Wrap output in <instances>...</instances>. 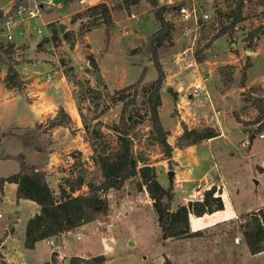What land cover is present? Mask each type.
<instances>
[{
	"label": "rangeland",
	"instance_id": "374dc122",
	"mask_svg": "<svg viewBox=\"0 0 264 264\" xmlns=\"http://www.w3.org/2000/svg\"><path fill=\"white\" fill-rule=\"evenodd\" d=\"M16 1L0 0V13L4 19L11 15ZM35 1L43 5L41 14L22 23L27 36L16 37L18 45L28 40L24 44L25 50L17 53V69L24 80L23 90H12L10 93L2 82V77L5 78L7 73L6 66L1 68L4 74L0 72V156L22 153L30 165L46 162L50 167L46 180L59 195V185L64 184L65 179L83 176L86 183L101 182L92 161L93 149L83 121L92 132L101 134L98 143L108 144L111 149L117 147L114 127L120 122L122 104L114 102L111 96L143 77L144 85H150L157 79L154 60L146 52V43L159 27L153 19V7L146 0L129 9L121 6L123 0H96V5L104 3L109 7L114 22L107 46L105 26L93 27L94 18L88 17L86 11L91 7L79 5L78 0L70 4L60 3L59 0ZM199 1L208 8H214L211 13L215 20L204 28L202 38L211 39V44L200 55L201 63L193 71H178L171 66L170 59L179 48V29L173 22L176 13L170 12L166 16L175 32L173 45L167 44L158 51L159 63L165 75L160 121L163 128L170 132L168 143L173 147V153L178 148L176 141L183 133L179 136L177 132L184 127H212L220 136L198 144L192 153L199 160L198 164L195 166L191 162L186 167L187 162H184L181 169L173 161L162 164L166 161L163 149L155 143L151 125L146 121L137 128L133 151L156 168L158 180L165 188L172 186L177 204L190 201L192 185L194 188L200 185L201 190L209 186L203 179L204 175L209 182L218 181L221 179L218 176H221L219 186L221 189L223 186L224 210L210 217H190L191 231H200L202 236L165 242L156 222L152 201L145 191L137 189L136 180L132 179L121 190L108 193L109 212L99 220L100 224L96 223L85 230L81 240H77L75 235L69 237L67 256L84 250L105 255L108 259L105 264H164L167 259L171 264H264V253L255 256L249 254L240 230L242 214L264 209V173L258 168L264 163V138H259L264 130L257 131L255 120L260 114L253 105L264 96V30L255 35L263 23L261 12L264 0H246L244 21L217 40L213 38L219 29L230 23L221 18L220 13L229 14L235 0ZM166 2H159V5L172 7L179 4L175 1L168 6ZM215 9L216 16L213 14ZM50 22L59 31L62 28L68 32L70 40L63 39L59 44L33 50V45L50 37L47 27ZM81 27L84 31L88 28L91 30L81 33ZM38 30L42 31L41 36L37 35ZM0 41H4L1 36ZM72 41L74 46H71ZM89 57L96 61L102 83H97L96 77L88 72L87 69L91 68L88 66ZM63 60L66 64L64 67ZM40 61L41 64L38 63ZM70 68L74 70L70 76L72 82L90 81V95L64 77V71L70 72ZM209 69L213 72L211 76L207 73ZM199 73L209 79V98L205 92L197 97L188 95L189 84ZM47 74L51 75L50 81H47ZM55 74L63 76L65 80L54 89V85L61 80ZM174 94L177 95L176 101ZM16 95L23 99L16 98ZM146 100L147 96L139 93L134 107L140 115L147 112ZM44 107L50 109L46 112L50 114L28 126L32 123L31 111H34L30 109H46ZM178 107L183 108L178 110ZM51 109L55 110L53 116ZM61 110L63 113L60 117L65 126L50 129L48 124ZM238 117L242 123H238ZM11 132L15 136H11ZM252 133H256L254 139ZM24 141L31 142L32 146L24 147ZM35 147L41 151H36ZM188 168H192L195 182L174 189L182 178L180 171ZM19 170L17 161L0 159L1 178L16 174ZM170 171L174 172L172 180ZM56 173L58 176L54 177ZM6 191V197L0 194V240H3L0 252L4 256V259L0 258V264L49 263L50 246L39 244L34 250L24 247L25 226L37 204L18 201L16 190L8 188ZM78 193L88 194L89 189L83 187ZM211 219L222 222L211 229L208 228ZM108 224L112 228L106 233L105 226ZM92 228H98L97 232L92 233ZM238 237L241 238L240 244H234Z\"/></svg>",
	"mask_w": 264,
	"mask_h": 264
},
{
	"label": "trees",
	"instance_id": "16d2710c",
	"mask_svg": "<svg viewBox=\"0 0 264 264\" xmlns=\"http://www.w3.org/2000/svg\"><path fill=\"white\" fill-rule=\"evenodd\" d=\"M59 1L63 4L73 2V0ZM141 1L123 0L121 6L129 9L131 6L138 5ZM146 1L153 7V19L159 27L146 43V52H149L154 60V66L158 74L157 79L150 85H144L143 77L137 83L116 91L115 95L111 96L114 102L122 104L120 122L114 127V132L117 136V147L115 149H111L108 144L98 143L101 134L97 131L92 132L87 123L83 121L93 149L92 161L98 169L101 182L86 183L83 176L76 179H65L64 184L59 185V195H57L47 182L46 173L39 167L28 164L24 154L0 156L1 160L17 161L20 167L18 173L9 177H0V194H4L6 184H15L17 185L16 198L18 201L28 200L40 207V212L31 217L26 224L25 249L32 250L35 248L37 242L55 238L106 217L109 212L108 193L110 191L121 190L132 179L136 180L137 189L145 191L152 201V208L156 214V222L161 231L162 239L165 242L168 240H184L202 236L200 231H191L190 216L200 218L224 210L225 208L222 192L216 186L205 190L200 199L190 200L187 204H177L172 186L165 188L158 180L156 168L135 155L133 151L134 135L136 136L137 128L140 124L148 121L155 135V143L162 147L165 160L172 163L174 149L168 143L170 132L163 128L160 121V108L162 106L161 91L165 86V75L159 63L158 51L167 44L173 45L175 28L172 22L166 19V16L170 12H174L175 14L179 9V5L166 7L165 5H159V0ZM245 7L246 0H235L229 14L220 13L222 14L220 17L230 23L223 26L213 40L227 35L229 31H233L237 25L244 21ZM86 12L88 13V17L94 18V21H92L93 27L105 26V43L108 46L114 27L111 10L106 4L101 3L87 9ZM261 15L263 23L256 30L255 35L264 30V4ZM3 17L0 13V22L4 20ZM47 27L50 37H46L38 43L35 50L39 51L49 44H59L63 39L70 40V35L68 32L62 30V28L59 31L52 23ZM90 30L88 28L87 31H84L83 27L80 29L81 33L89 32ZM229 36L232 37V34L230 33ZM252 36L254 35L252 34ZM73 43L72 41L71 46L75 45ZM25 48L26 45L24 44L16 45L0 41V72L2 66H6L7 73L4 78V84L8 90H17L19 92L23 90L24 80H22L17 70V53L19 50H25ZM89 59L91 68L87 69L88 72H91V75L96 77L97 83L99 81L102 83V77L99 75V67L96 61L92 57H89ZM62 66H66L64 60L62 61ZM69 70L70 72L68 70L64 71V77L67 81L72 82L70 76L74 70L73 68ZM221 74L224 76L223 72ZM76 82H72L75 87L80 86L81 89L85 90V94L90 95L92 88L89 80H78ZM104 87L106 88L105 84ZM139 93L147 96V112L145 115L138 114L134 107ZM173 98L176 101L177 95L174 94ZM253 105L260 114L255 120V124L258 125L257 131L262 132L264 130V96L257 99ZM62 113L63 110L50 121L48 124L50 129L65 126L64 121L60 117ZM237 120L238 123H242L239 117ZM9 134L15 136L12 132ZM219 136L220 133L212 127L204 129L184 127L182 135L176 141V145L179 149H183L197 146L204 141L212 140ZM251 136L255 137L256 133H252ZM16 137L21 138L18 135ZM23 145L27 148L32 146L29 141H24ZM35 150L41 151L38 147H35ZM258 168L260 172L264 173V166H259ZM83 187L89 189L88 194L78 193ZM174 205H176L175 208ZM240 230L251 256L264 253L263 208L258 211L242 214ZM2 243L3 240H0V248ZM0 258L4 259L1 252ZM107 260L105 255L89 256L86 258L72 256L69 258L67 264H105ZM47 264H57V253H52L51 260ZM164 264L171 263L167 259Z\"/></svg>",
	"mask_w": 264,
	"mask_h": 264
},
{
	"label": "built area",
	"instance_id": "2783aa9c",
	"mask_svg": "<svg viewBox=\"0 0 264 264\" xmlns=\"http://www.w3.org/2000/svg\"><path fill=\"white\" fill-rule=\"evenodd\" d=\"M212 3L213 0H207ZM79 5L93 7L96 4V0H78ZM247 4V1H246ZM179 9L176 12L175 20L173 21L178 26L179 32L177 37L178 50L173 53L171 57V66L175 70L190 71L197 69L201 63L200 55L203 54L211 44V39L204 40L202 33L207 23H210L213 18L211 11L214 8H208L207 5L199 0H183L179 4ZM217 9V8H216ZM216 9L213 14L216 16ZM43 10V5L35 0H19L12 10L11 15H7L0 25V36L4 38V42L17 44L16 37L27 36V33L22 28V23L26 20L38 17ZM218 10V9H217ZM220 31V29H219ZM218 31V32H219ZM33 36V34H29ZM37 35L41 36L42 31L38 30ZM209 64V62L207 63ZM210 76L212 70L207 72ZM51 80V75L47 74V81ZM209 79L204 78L200 73L193 77V81L190 82L188 87V95L197 97L199 94L205 92L207 98L209 94L207 92V83ZM187 98V96H186ZM183 107H178L181 110ZM219 112L216 113L218 116ZM183 130L177 132L180 136ZM260 138H264V134L260 135ZM1 218V215H0ZM105 232H110L112 225L105 226ZM74 231V230H73ZM70 236L76 237L77 240H81L82 235L79 232H68ZM241 238H235L234 243L240 244ZM50 245L52 253H59L61 246L57 244L53 238L46 240Z\"/></svg>",
	"mask_w": 264,
	"mask_h": 264
},
{
	"label": "crops",
	"instance_id": "0c3cea01",
	"mask_svg": "<svg viewBox=\"0 0 264 264\" xmlns=\"http://www.w3.org/2000/svg\"><path fill=\"white\" fill-rule=\"evenodd\" d=\"M175 1H177L178 3H180V2H182L183 0H169V1H164V0H159V2H166V5H171V4H173V2H175ZM52 22V21H51ZM51 22L49 23V24H51ZM48 24V25H49ZM47 25V26H48ZM28 40H26V41H23V43L21 42V43H19V44H27L26 42H27ZM16 45H18V44H16ZM34 46V45H33ZM39 64H41V61L40 62H38ZM18 70V69H17ZM2 74H4L3 72H1ZM55 77H59V78H61V80H59L55 85H54V89L55 88H57V84L58 85H62V82H63V80H65L64 79V77L63 76H61V75H58V74H55ZM4 81V76L2 77V82ZM49 89H52L51 87L49 88ZM9 92L10 93H12V90H9ZM16 98H18V99H23L21 96H19V95H16ZM33 106V108L35 107V105H32ZM44 108H46V107H44ZM30 110H34V111H31V114H32V123L30 124V125H28V126H31L32 124H34V123H36V122H38L43 116H45V115H48V114H50V113H46L47 111H49L50 109L49 108H46V109H43V108H41V109H30ZM72 111V110H71ZM51 115L53 116V114H55V110L54 109H51ZM73 112V111H72ZM73 114V113H72ZM239 125V124H238ZM13 128H17V127H13ZM4 136V135H3ZM253 139L255 138L254 136L252 137ZM260 138V137H259ZM211 140H208V141H205V142H210ZM196 147L197 146H192V147H187V148H183V149H179V148H177V149H175V151H174V153H173V158H172V161L176 164V166L178 167V168H181V169H183L184 168V166H183V163L184 162H187V164H186V167H188L189 165H190V163L191 162H194V164H195V166L198 164V162H199V160L197 159V157H195V156H192V153L195 151V149H196ZM165 162H167V160L166 161H163L162 162V164H165ZM263 165H261V166H264V163H262ZM37 166H39V168L42 170V171H44L45 173L46 172H48L49 171V166H48V164H46V162H44L42 165H40V164H37ZM180 173H181V175H182V178H180L179 180H178V183L175 185V187H174V189H177L178 187L179 188H181L183 185H189L190 183H194L195 181L193 180V178H192V174H193V170H192V168H188V169H184L183 171H180ZM48 175H49V173H48ZM58 176V174L56 173L55 175H54V177H57ZM218 177H220L221 179L220 180H218V181H212V182H209V181H207L206 180V176L204 175L203 176V179H205V183L207 184H209V186L207 187V188H205L204 190H201V188L202 187H200V185H198L197 184V188H194V185H192V187H191V199H189V200H196V199H200L201 197H202V195H203V192L205 191V190H207V189H209L210 187H212V186H216L217 188H219L220 190H222L221 192H222V195H223V186H222V189L220 188V186H219V182L220 183H222V177L221 176H218ZM177 178H179V174H177ZM46 179H47V175H46ZM207 181V182H206ZM218 183V184H217ZM217 184V185H216ZM220 185H222V184H220ZM10 189V190H12V191H14V190H16L17 191V185H15V184H6L5 185V187H4V195H5V197H6V193H7V189ZM174 193H175V190H174ZM3 196V195H2ZM222 198H223V196H222ZM24 201H28V200H24ZM184 201H186V200H184ZM21 202V201H20ZM29 203H33V202H31V201H28ZM37 207L35 208L34 207V212H32V216L31 217H33L34 215H36V214H38L39 212H40V207L38 206V205H36ZM216 213V212H215ZM215 213H213V214H211V215H205V216H212V215H214ZM191 217V216H190ZM190 220H191V218H190ZM219 222H222V221H214V220H212L211 219V223L208 225V228H211V229H215L216 228V226H217V224H219ZM100 224V222L99 221H95V222H92V223H89V224H86V225H83V226H81V227H79V228H77L76 229V232H79V233H81V235H82V237L83 236H85V233H84V231L85 230H87V229H89V228H91V227H93V226H95V224ZM191 223V222H190ZM27 224V223H26ZM25 228H26V226H25ZM191 228V227H190ZM97 230H98V228H92V229H90V231L92 232V233H96L97 232ZM25 235V234H24ZM69 237H71L68 233H66V234H61V235H59V236H57V237H55V238H53V240L57 243V244H59L60 246H61V249H60V251H59V253H57V260H58V264H66L67 263V260L70 258V257H72V256H79V257H89V256H96V254H93V253H91V252H89V251H84V250H81V252L80 253H78V254H73V255H71V256H67L65 253H66V249H68L69 248V241H68V239H69ZM112 239V241L114 240L113 238H111ZM110 239V240H111ZM39 244H46L47 246H50V245H48L47 244V242H46V240H44V241H40V242H37V244L35 245V248H37V246L39 245ZM235 244V243H234ZM108 249H110V247H107ZM34 250V249H33ZM50 254L52 255V250H51V248H50Z\"/></svg>",
	"mask_w": 264,
	"mask_h": 264
},
{
	"label": "water",
	"instance_id": "95a60500",
	"mask_svg": "<svg viewBox=\"0 0 264 264\" xmlns=\"http://www.w3.org/2000/svg\"><path fill=\"white\" fill-rule=\"evenodd\" d=\"M35 48H36V46L34 45V46L32 47V49L35 50ZM89 66L91 67L90 64H89ZM165 89H166V87H165ZM190 98H192V97H190ZM173 176H174V172H173V171H170V172H169L170 180H172V177H173Z\"/></svg>",
	"mask_w": 264,
	"mask_h": 264
}]
</instances>
